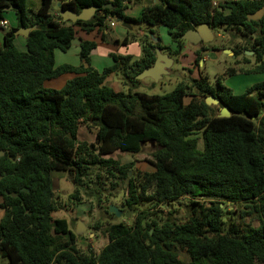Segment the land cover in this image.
Masks as SVG:
<instances>
[{"label": "trees", "instance_id": "trees-1", "mask_svg": "<svg viewBox=\"0 0 264 264\" xmlns=\"http://www.w3.org/2000/svg\"><path fill=\"white\" fill-rule=\"evenodd\" d=\"M54 1L41 0L38 9H31L27 0H0V20L11 7L18 19L17 28L4 31L0 46V151L5 153L0 156L5 210L0 264H264V81L236 94L220 80L211 84L201 76L158 95L141 92L137 79L154 65L158 47L177 61L183 57L187 41L182 37L202 25L252 40L245 49L261 63L255 72H263L264 0H223L217 7L214 0H149L134 22L165 27L175 47L155 44L145 33L140 59L113 54L114 65L103 71L90 64L94 41L81 40L80 67H57L55 52H68L78 30H97L106 41L109 20L131 22L125 11L143 0L62 1L56 15ZM94 6L97 13L89 21L72 24L61 16ZM258 12L263 13L259 20L250 19ZM22 26L35 27L25 52L14 43V32ZM135 38L130 34L122 44ZM67 73L76 76L61 90L45 88L46 81ZM112 74L124 90L109 85ZM210 96L228 107L231 117H219L206 103ZM81 126L96 131L93 143L79 139ZM150 143L157 147L150 161L154 171L142 176L133 171L136 160L105 158L118 151L135 158ZM90 166L116 180L111 190L125 186L124 205L135 211L131 223L107 228L109 243L99 255L92 249L82 252L68 221L53 217L62 206L53 174L73 177L78 189L69 202H79ZM182 199L190 208L185 220L175 219L173 212L163 221L149 219L150 209H139L145 202L157 208ZM228 204H243L246 215L258 216L259 226L225 222ZM109 209L107 214L116 217Z\"/></svg>", "mask_w": 264, "mask_h": 264}, {"label": "rangeland", "instance_id": "rangeland-1", "mask_svg": "<svg viewBox=\"0 0 264 264\" xmlns=\"http://www.w3.org/2000/svg\"><path fill=\"white\" fill-rule=\"evenodd\" d=\"M65 0H55L53 5V12L57 11L59 4ZM223 0H214L217 4ZM149 2V0H148ZM41 0H27L28 8H38ZM147 3V0H143L141 3L136 4V7H144ZM216 6V7H217ZM4 18L10 22V25L17 27L18 19L15 13V10L6 11ZM17 21V24L15 23ZM12 22V24H11ZM136 24L138 27L146 28V30L152 33L153 37L159 38L160 42H164L162 35H158V27L148 26L146 24ZM15 27V28H16ZM160 27V26H159ZM164 37L167 36L171 38L168 30L165 27H161ZM213 31V30H212ZM136 42L140 44L142 48V37L140 35V30H137ZM214 38L208 43L191 45L186 43V55L184 54V64L185 67L190 71L184 72V69L180 62L176 61L174 65L175 74L173 77H165L162 83L154 85L149 79L141 81L140 91L146 92L148 94H158L163 95L172 92L175 87L185 81L186 74L190 77L199 79L201 76L207 77L211 84H215L218 80L222 84L234 91L236 94L244 93L249 87L264 81V71L255 72V69L261 65L255 57L254 52L246 50L245 47L250 49L249 40L245 37H242L237 31L227 32L224 29H218V31H213ZM24 37V36H23ZM162 39H161V38ZM27 41L26 37L21 38ZM19 50H23L24 47L22 44L18 45ZM74 51H78L77 57L80 61L78 67L82 65L80 59V45H72ZM166 46H169L167 44ZM217 48V50H214ZM206 49L207 51H204ZM228 51V52H226ZM25 52V51H24ZM57 54H61L63 59L68 60L67 62H75L76 58L73 56V53L62 54L60 51H57ZM201 52L200 57L198 53ZM125 56V55H121ZM134 58V57H133ZM199 59L196 62V59ZM139 59V58H138ZM136 60V59H135ZM186 61V62H185ZM264 61V59H263ZM231 70H235V73L232 75ZM180 74V77H179ZM65 75V74H64ZM66 77H73L70 73L65 75ZM69 78V80L71 79ZM58 79V78H57ZM54 80V79H53ZM56 80V79H55ZM186 82V81H185ZM55 84H52L54 86ZM46 88V87H45ZM50 89V88H47ZM62 88L58 89L61 90ZM56 90V89H54ZM190 98L186 100V103L190 102ZM215 107V113L218 115L222 110L221 105H210ZM86 134V135H85ZM81 140L87 142L94 141V132L89 130L85 126H81ZM196 137V136H194ZM197 137H201L198 135ZM199 149H203V141L199 139ZM157 150L156 145L153 143L148 144L142 153L136 156L135 166L133 171L138 176H142L144 173H149L154 171V166L151 162H154V154ZM105 158L120 160L122 162L133 161L128 154L121 152H115L112 155L106 156ZM131 159V160H129ZM53 188L56 196L59 198L61 203V209L57 212H54L53 217L55 219H66L69 223L70 229L77 231L78 227L81 226L84 229L82 235L79 236L78 247L82 252H86L89 249L99 255L102 249L109 243V238L107 234V228L115 223L119 222H129L131 223L133 217L135 216V211L128 210L124 205V200L126 198L125 186L119 187L117 190H111V185L116 183V180L110 176L104 169L99 167L90 166L86 171V177L84 179L85 186L79 187L81 198L79 202L72 201L69 202V196H71L76 189H78L73 183V177L66 173H54L53 174ZM97 176L100 177V180H97ZM100 181V184H97ZM152 192V189L148 190V194ZM111 205H115L118 208L122 209V216L120 218L111 217L107 214V208ZM188 200L182 199L178 203H174L169 207H154L151 208V202H145L139 209L149 210L150 217L149 219H157L163 221L167 219L169 213L173 212V217L178 220H185L190 214V208L187 206ZM138 212V211H137ZM136 212V213H137ZM248 210L245 209L243 204L233 205L228 204L226 206V212L224 215L225 222H235L237 224L247 227H258L260 222L257 215H246L245 213ZM126 213L130 214L129 218H126ZM181 256L187 261V256L185 252L180 253Z\"/></svg>", "mask_w": 264, "mask_h": 264}, {"label": "crops", "instance_id": "crops-1", "mask_svg": "<svg viewBox=\"0 0 264 264\" xmlns=\"http://www.w3.org/2000/svg\"><path fill=\"white\" fill-rule=\"evenodd\" d=\"M65 1H69V0H65ZM147 2H148V0H147ZM154 3H155V1H154ZM40 6H41V3L39 4L38 8ZM59 7H60V4H59ZM38 8L31 7V9H38ZM143 8H144L143 6L142 7H136V4H134V5H133V3L130 4L128 6L127 10L125 11V16L127 18L131 19V22H127L128 25H130V27H124L121 24H118L117 21L115 20L116 27L112 28V27L108 26L109 28L107 30H104V34L106 35V41L102 40V33H100L97 30H95L91 33H86L82 30H78V34L76 36L77 38H79L80 40L94 41L97 43L96 49L92 51L91 56H90L91 67L95 68L98 71H103L105 68H109V67L113 66L114 65V60L112 58L113 54L132 56V57H134V59H138V58L140 59L142 57V48H141L140 44H138V42H136V40H132L131 42H129L126 45L122 44V41L126 38H130V34L138 33L137 32L138 29L140 30V35H143L145 33L147 35H149V33H150L149 30L147 31L146 28H142L140 26L138 27L136 24H134V23H136L134 21L138 20L141 17ZM58 12H59V9L57 11L53 12V14L56 15ZM4 20H6V19L4 18ZM6 21H8V20H6ZM8 23H9L8 28L3 29L0 27V46H3V44H4V31L16 27L15 25H14V27L11 26L10 22H8ZM15 23L17 24L16 20H15ZM11 24H12V22H11ZM108 25H109V23H108ZM162 29L164 30L163 32L165 33L164 28L158 27V30H157L158 35H160V36L162 35V37L164 38V42H162V44L164 46L169 44V45H172L175 47V45L172 43L171 38H169L167 36L164 37ZM21 38H24V37L22 35L15 36L14 43L18 49H19L18 45L22 44L24 49L20 50V51L24 52L27 50L26 49V40L21 39ZM185 49H186V46H185ZM57 51H59V50H56V52H55V62H56L57 67L62 66V65H71L74 67H78V65L80 64V61L77 57L78 51L77 50L74 51L73 46L68 52H65V53L62 51H60V52L62 54L73 53V56L76 58L75 62H67L68 60L63 59L61 54H57L58 53ZM184 54L186 55V52ZM184 58H186V57H184V56L181 57L179 59V62L181 63L182 66L185 67L186 64H184V62H183ZM65 75L58 77V79L55 78L56 80L52 79V80L46 81L44 83V86L46 88L56 89V90L63 88L64 85L67 83V81H69V78H71L69 76L66 77ZM71 75H73V77L71 79H73L76 76L75 74H71ZM107 82L116 92L124 90V86L121 83V81L118 80V78L113 74L107 78ZM52 84H55V85L51 87ZM92 131L94 132V141H95L96 131L95 130H92ZM85 135H81V128H80L79 139L81 140L82 139L81 137L82 136L85 137ZM83 140H85V139H83ZM129 156L133 160H136L135 159L136 157L133 158L131 155H129ZM129 160H131V159H129ZM4 215H5V210L1 208V200H0V221L2 220Z\"/></svg>", "mask_w": 264, "mask_h": 264}, {"label": "water", "instance_id": "water-1", "mask_svg": "<svg viewBox=\"0 0 264 264\" xmlns=\"http://www.w3.org/2000/svg\"><path fill=\"white\" fill-rule=\"evenodd\" d=\"M155 3H157V0H155ZM108 8H112V6H108ZM15 8L11 7L9 10H14ZM98 7H90L83 9L80 13H77L74 10H67L65 12H61V16L63 17L64 22H70L72 24H75L79 21H89L91 20L97 13ZM263 13L258 12L257 14L250 16V19L253 20H259L262 17ZM118 24H121L124 27H130L128 25L127 21H125L123 18L119 17L116 19ZM35 27H20L17 29L14 34L15 36L22 35L26 38L29 37V34L32 30H34ZM149 36L151 37L152 41L157 44L160 43L159 38L153 37L152 33H149ZM183 40L191 43L192 45L196 46L201 41L204 43H208L214 38V34L210 26L208 25H202L198 27L196 30L189 31L186 33L183 37ZM81 40L79 38H75L72 41V45H80ZM228 52V51H226ZM252 54L253 52H249ZM175 65V59L170 57L169 54L165 53L164 50L160 47L156 48V60L154 65L151 68H148L144 70L139 76H137V79L140 81H143L145 79H151L153 81L154 85L159 84L165 77H170L173 74V66ZM207 105H218L219 101L214 98L213 96H210L206 99ZM231 111L228 107H224L219 117L222 118H228L231 117ZM5 153L3 151H0V156H3ZM109 212L112 214H115L117 218H120L122 216V209L118 208L115 205H111ZM126 218L130 217L129 213H126ZM84 232L83 227L79 226L76 235L80 236Z\"/></svg>", "mask_w": 264, "mask_h": 264}, {"label": "flooded vegetation", "instance_id": "flooded-vegetation-1", "mask_svg": "<svg viewBox=\"0 0 264 264\" xmlns=\"http://www.w3.org/2000/svg\"><path fill=\"white\" fill-rule=\"evenodd\" d=\"M187 43H189V42H187ZM189 44H191V43H189ZM199 44H205L204 42H200ZM198 44V45H199ZM192 45V44H191ZM177 60H175V62H176ZM178 62H179V60H178ZM174 67V66H173ZM183 69H184V72H185V69H186V71H188V72H190L188 69H187V67H182ZM172 70H173V74L170 76V78L171 77H173L174 76V74H175V70H174V68H172ZM179 77H180V74H179ZM193 79H196V78H194V77H190V75H188V74H186V77H185V81H186V84H190L191 83V81L193 80ZM151 82H153L151 79H149ZM163 81H161L160 83H162ZM218 105H220V103L218 104ZM224 107H222V109H223Z\"/></svg>", "mask_w": 264, "mask_h": 264}, {"label": "built area", "instance_id": "built-area-1", "mask_svg": "<svg viewBox=\"0 0 264 264\" xmlns=\"http://www.w3.org/2000/svg\"><path fill=\"white\" fill-rule=\"evenodd\" d=\"M216 6H217V4L214 3V7H216ZM115 20H116V19H110V20H109L108 23H109V26H110V27H112V28L116 27V22H115ZM8 26H9L8 21H6V20H1V21H0V27H1V28L6 29V28H8Z\"/></svg>", "mask_w": 264, "mask_h": 264}]
</instances>
